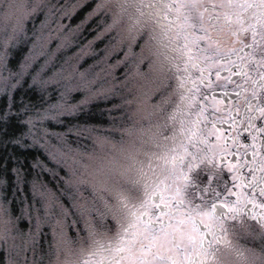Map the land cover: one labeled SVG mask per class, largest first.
<instances>
[{
	"label": "snow or ice",
	"instance_id": "6c2138e0",
	"mask_svg": "<svg viewBox=\"0 0 264 264\" xmlns=\"http://www.w3.org/2000/svg\"><path fill=\"white\" fill-rule=\"evenodd\" d=\"M0 264H264V0H0Z\"/></svg>",
	"mask_w": 264,
	"mask_h": 264
},
{
	"label": "flooded vegetation",
	"instance_id": "af4514ba",
	"mask_svg": "<svg viewBox=\"0 0 264 264\" xmlns=\"http://www.w3.org/2000/svg\"><path fill=\"white\" fill-rule=\"evenodd\" d=\"M213 79H215V77H213ZM217 95H219V93L221 92V89H215Z\"/></svg>",
	"mask_w": 264,
	"mask_h": 264
}]
</instances>
